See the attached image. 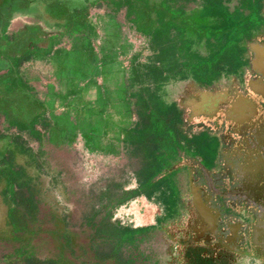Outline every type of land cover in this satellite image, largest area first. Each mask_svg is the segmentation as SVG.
<instances>
[{
    "label": "crops",
    "instance_id": "1",
    "mask_svg": "<svg viewBox=\"0 0 264 264\" xmlns=\"http://www.w3.org/2000/svg\"><path fill=\"white\" fill-rule=\"evenodd\" d=\"M41 1L0 26V170L17 179L0 173L1 222L15 184L33 193L30 157L80 153L85 177L124 168V189L144 196L138 264H177L192 180L199 209L225 226L247 194L253 146L231 127L264 92V0H52L61 14Z\"/></svg>",
    "mask_w": 264,
    "mask_h": 264
},
{
    "label": "rangeland",
    "instance_id": "2",
    "mask_svg": "<svg viewBox=\"0 0 264 264\" xmlns=\"http://www.w3.org/2000/svg\"><path fill=\"white\" fill-rule=\"evenodd\" d=\"M2 3L4 27L13 10L27 2ZM41 6L49 10L42 1ZM40 156L45 161L30 157L27 170L33 193L17 183L16 193L4 195L14 210L10 225L0 220V264H138V242L127 233L145 222L133 201L145 199L124 189L131 182L126 170L85 177L90 161L84 154L49 147Z\"/></svg>",
    "mask_w": 264,
    "mask_h": 264
},
{
    "label": "flooded vegetation",
    "instance_id": "3",
    "mask_svg": "<svg viewBox=\"0 0 264 264\" xmlns=\"http://www.w3.org/2000/svg\"><path fill=\"white\" fill-rule=\"evenodd\" d=\"M259 98L257 112L240 117L231 127L237 137L247 140V146H253L249 154L252 172L243 190L247 194L230 205L235 215L227 224L231 238L224 235L228 226L220 210L213 209V215L207 217L205 210L199 209L196 200L200 187L191 179L192 202L179 214L182 224L175 238L185 257L177 264H264V92ZM226 104L232 105L231 101Z\"/></svg>",
    "mask_w": 264,
    "mask_h": 264
},
{
    "label": "trees",
    "instance_id": "4",
    "mask_svg": "<svg viewBox=\"0 0 264 264\" xmlns=\"http://www.w3.org/2000/svg\"><path fill=\"white\" fill-rule=\"evenodd\" d=\"M5 0H0V4L2 3V2H4ZM44 3L48 6V9L50 10V11H57V12H60V14H61V12H62V10H63V8L62 7H60V5H58V3L57 2H53L52 0H44ZM3 4V3H2ZM53 8V9H52ZM83 10L84 9H76L74 12H75V16L77 17V16H81L82 14H83ZM0 26H2V21H1V19H0ZM158 164V167H157V170H156V172L158 173L160 170H161V168L164 166V163H162V162H160V163H157ZM0 173L2 174V175H4V176H6V180H7V183L8 184H11V183H16V181H17V179H16V177H15V173L14 172H10L9 170H5V169H2V170H0ZM143 190H144V188H143ZM140 230V229H139ZM136 232H137V229H132V230H129L128 231V239L129 238H132L135 234H136Z\"/></svg>",
    "mask_w": 264,
    "mask_h": 264
}]
</instances>
